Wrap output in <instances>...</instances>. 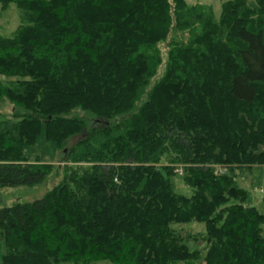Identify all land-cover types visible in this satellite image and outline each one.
Segmentation results:
<instances>
[{
    "label": "trees",
    "instance_id": "16d2710c",
    "mask_svg": "<svg viewBox=\"0 0 264 264\" xmlns=\"http://www.w3.org/2000/svg\"><path fill=\"white\" fill-rule=\"evenodd\" d=\"M10 4L0 190L59 180L0 209L1 264H264V214L246 205L264 167V0L218 17L198 0Z\"/></svg>",
    "mask_w": 264,
    "mask_h": 264
},
{
    "label": "rangeland",
    "instance_id": "374dc122",
    "mask_svg": "<svg viewBox=\"0 0 264 264\" xmlns=\"http://www.w3.org/2000/svg\"><path fill=\"white\" fill-rule=\"evenodd\" d=\"M193 1V0H188ZM197 1V0H195ZM199 3L206 7H210L215 16L218 17L220 13V0H198ZM222 2L226 0H221ZM20 11L16 8L14 4H10L9 7L5 11H0V36L1 37H10L13 32L17 29L20 24L19 18ZM160 49L163 55L166 52V48L164 46H160ZM162 70V69H160ZM262 175L260 179V184L254 190H248V196L246 205L255 207L259 213L264 214V167L262 168ZM181 171H176V178H175V191L178 194L189 196L192 193V190L184 185L181 181ZM249 177H254L255 180L259 178V171L258 169H253L251 175ZM59 175L51 176L46 182L36 187H24V186H17V187H7L0 190V209L2 207L11 206L14 203H27L31 202L35 199L41 198L46 191L50 190L59 180ZM250 179L247 178L242 185L245 187H249ZM174 229L180 228L184 231L193 230L194 232L203 231V226L198 224H186V225H174L172 226ZM4 253V244L0 241V264H1V256ZM58 264H71L68 262H62ZM91 264H112L109 261H98L92 262Z\"/></svg>",
    "mask_w": 264,
    "mask_h": 264
},
{
    "label": "built area",
    "instance_id": "2783aa9c",
    "mask_svg": "<svg viewBox=\"0 0 264 264\" xmlns=\"http://www.w3.org/2000/svg\"><path fill=\"white\" fill-rule=\"evenodd\" d=\"M182 166H177L175 169H174V172L176 173V171H181L182 169ZM180 174H181V172H180Z\"/></svg>",
    "mask_w": 264,
    "mask_h": 264
},
{
    "label": "crops",
    "instance_id": "0c3cea01",
    "mask_svg": "<svg viewBox=\"0 0 264 264\" xmlns=\"http://www.w3.org/2000/svg\"><path fill=\"white\" fill-rule=\"evenodd\" d=\"M222 3V1L220 0V4Z\"/></svg>",
    "mask_w": 264,
    "mask_h": 264
}]
</instances>
